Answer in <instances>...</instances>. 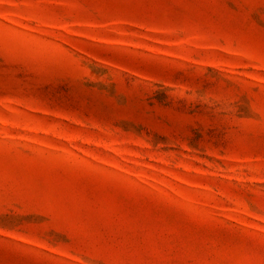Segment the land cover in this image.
Listing matches in <instances>:
<instances>
[{"label":"rangeland","instance_id":"374dc122","mask_svg":"<svg viewBox=\"0 0 264 264\" xmlns=\"http://www.w3.org/2000/svg\"><path fill=\"white\" fill-rule=\"evenodd\" d=\"M0 264H264V0H0Z\"/></svg>","mask_w":264,"mask_h":264}]
</instances>
